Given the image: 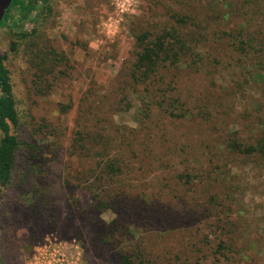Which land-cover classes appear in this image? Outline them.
I'll use <instances>...</instances> for the list:
<instances>
[{"label":"rangeland","instance_id":"rangeland-1","mask_svg":"<svg viewBox=\"0 0 264 264\" xmlns=\"http://www.w3.org/2000/svg\"><path fill=\"white\" fill-rule=\"evenodd\" d=\"M26 1L0 264H264V156L230 145L264 138V0ZM169 30L193 53L135 83L136 37Z\"/></svg>","mask_w":264,"mask_h":264},{"label":"trees","instance_id":"trees-1","mask_svg":"<svg viewBox=\"0 0 264 264\" xmlns=\"http://www.w3.org/2000/svg\"><path fill=\"white\" fill-rule=\"evenodd\" d=\"M33 1L34 3L39 2L44 5L49 2V0ZM17 8L32 12L33 5L26 0H13L6 12L7 15L5 14V22L8 21L10 15ZM180 19L182 21V18ZM182 23L185 25V22ZM136 42L139 51L131 71V79L137 84H145L148 82L153 78L160 67L165 66L167 63L169 65L178 64L180 54L185 56L188 53H193V48L190 44H187L185 37L178 36L176 31L171 30L161 35L144 32L136 37ZM2 62L3 59L0 57V131L3 133V138L0 140V186H7L10 182L15 152L19 144L16 137L10 134V127L16 126L17 124V114L14 107V100L11 95L8 74ZM230 145L231 148L239 154H259L260 156H264V138L261 139L256 146L244 147L238 145L236 142H231ZM107 170L106 173L117 175L120 173L121 168L116 167L112 162L108 164ZM106 173L104 171L103 174L94 177L95 180L93 183L97 181V186L100 190H102L103 186L102 178L104 177L107 181L108 175ZM94 187L95 184L91 185V189H95ZM141 255L142 253L137 250L133 258L128 256L123 257L121 264H134L133 262L140 258Z\"/></svg>","mask_w":264,"mask_h":264},{"label":"water","instance_id":"water-1","mask_svg":"<svg viewBox=\"0 0 264 264\" xmlns=\"http://www.w3.org/2000/svg\"><path fill=\"white\" fill-rule=\"evenodd\" d=\"M13 0H0V25Z\"/></svg>","mask_w":264,"mask_h":264},{"label":"flooded vegetation","instance_id":"flooded-vegetation-1","mask_svg":"<svg viewBox=\"0 0 264 264\" xmlns=\"http://www.w3.org/2000/svg\"><path fill=\"white\" fill-rule=\"evenodd\" d=\"M5 17V16H4ZM4 19V18H3ZM0 27H1V25H0Z\"/></svg>","mask_w":264,"mask_h":264}]
</instances>
